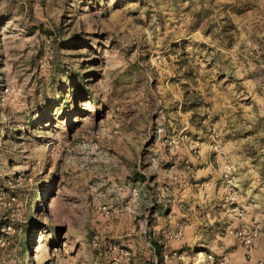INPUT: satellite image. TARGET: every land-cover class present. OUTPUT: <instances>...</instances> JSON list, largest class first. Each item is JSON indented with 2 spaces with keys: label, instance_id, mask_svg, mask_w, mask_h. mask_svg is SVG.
I'll return each mask as SVG.
<instances>
[{
  "label": "rangeland",
  "instance_id": "rangeland-1",
  "mask_svg": "<svg viewBox=\"0 0 264 264\" xmlns=\"http://www.w3.org/2000/svg\"><path fill=\"white\" fill-rule=\"evenodd\" d=\"M0 264H264V0H0Z\"/></svg>",
  "mask_w": 264,
  "mask_h": 264
},
{
  "label": "built area",
  "instance_id": "built-area-1",
  "mask_svg": "<svg viewBox=\"0 0 264 264\" xmlns=\"http://www.w3.org/2000/svg\"><path fill=\"white\" fill-rule=\"evenodd\" d=\"M230 170V166H225V173L228 174ZM227 176V175H226ZM232 188H229L231 190ZM229 199L233 204L229 211L238 218H243L244 210L236 203V195L235 191L229 192ZM226 233L230 236L235 237L241 243V245L246 249L250 250L254 244V242L259 238L260 231L258 226H254L251 228H243V227H230L226 229ZM179 233L174 234V238H178Z\"/></svg>",
  "mask_w": 264,
  "mask_h": 264
},
{
  "label": "trees",
  "instance_id": "trees-1",
  "mask_svg": "<svg viewBox=\"0 0 264 264\" xmlns=\"http://www.w3.org/2000/svg\"><path fill=\"white\" fill-rule=\"evenodd\" d=\"M155 251L158 253V256H160V252H159V249L157 247H155ZM159 260H160V257H159Z\"/></svg>",
  "mask_w": 264,
  "mask_h": 264
},
{
  "label": "crops",
  "instance_id": "crops-1",
  "mask_svg": "<svg viewBox=\"0 0 264 264\" xmlns=\"http://www.w3.org/2000/svg\"><path fill=\"white\" fill-rule=\"evenodd\" d=\"M235 222V221H234ZM234 222L232 223L234 225Z\"/></svg>",
  "mask_w": 264,
  "mask_h": 264
}]
</instances>
